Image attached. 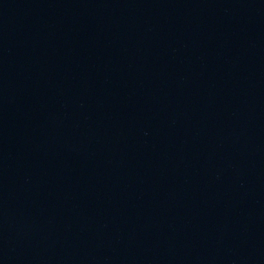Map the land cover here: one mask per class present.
Masks as SVG:
<instances>
[{"label": "water", "instance_id": "1", "mask_svg": "<svg viewBox=\"0 0 264 264\" xmlns=\"http://www.w3.org/2000/svg\"><path fill=\"white\" fill-rule=\"evenodd\" d=\"M0 264H264V0H0Z\"/></svg>", "mask_w": 264, "mask_h": 264}]
</instances>
